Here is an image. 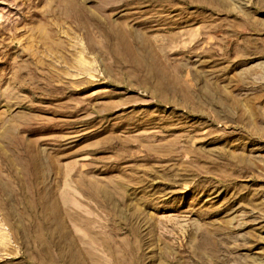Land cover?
<instances>
[{
    "label": "rangeland",
    "instance_id": "rangeland-1",
    "mask_svg": "<svg viewBox=\"0 0 264 264\" xmlns=\"http://www.w3.org/2000/svg\"><path fill=\"white\" fill-rule=\"evenodd\" d=\"M78 1L0 0V264H264V0Z\"/></svg>",
    "mask_w": 264,
    "mask_h": 264
},
{
    "label": "bare ground",
    "instance_id": "bare-ground-1",
    "mask_svg": "<svg viewBox=\"0 0 264 264\" xmlns=\"http://www.w3.org/2000/svg\"><path fill=\"white\" fill-rule=\"evenodd\" d=\"M64 5H65L64 8L66 9L65 12L63 13V16H62L64 20L69 19V20H72V21H74L76 23L81 24V23H83V21L92 18V15H91L90 12H86V11L83 12V6H81L79 4V1L78 0H64ZM97 6H98V3L95 5V8ZM59 15H60V13H59ZM38 30L43 35V39L45 40V44L49 48H51V46H53V45H57V46L60 45L56 40H53L54 39L53 36H55L56 34L52 33V30H50V31L49 30H44V29H38ZM57 34H59V32ZM132 61L134 63L138 64V61L135 58H133V57H132ZM161 88H162V91L165 90L164 87L161 86ZM164 93H165V91H164ZM164 98H165V96H164ZM12 129L13 130L9 129V132H11L10 137L7 136L8 138L5 139V140L8 141V147L10 148L9 150H11L13 153H16V150L18 149V146H17L18 145V142H17L18 140H17V137H16V132H14L15 131V126H13ZM13 157H14V159L11 158V157H9V158L6 157L4 155V153H3V151L0 148V164L5 165V164H9V163L15 161V159H16L17 156L16 155H13ZM0 167H1V165H0ZM89 219H91V218H89ZM89 219H88V221H89ZM86 221H87V219H86ZM80 222H82V221H80ZM90 222H91V220H90ZM94 223H96V222H94ZM89 226L87 228H91ZM87 231H90V230L87 229Z\"/></svg>",
    "mask_w": 264,
    "mask_h": 264
}]
</instances>
